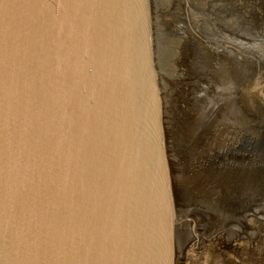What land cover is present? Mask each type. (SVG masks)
I'll use <instances>...</instances> for the list:
<instances>
[{"label": "water", "instance_id": "1", "mask_svg": "<svg viewBox=\"0 0 264 264\" xmlns=\"http://www.w3.org/2000/svg\"><path fill=\"white\" fill-rule=\"evenodd\" d=\"M31 2L124 138L126 219L86 239L91 264H264V0Z\"/></svg>", "mask_w": 264, "mask_h": 264}, {"label": "clouds", "instance_id": "2", "mask_svg": "<svg viewBox=\"0 0 264 264\" xmlns=\"http://www.w3.org/2000/svg\"><path fill=\"white\" fill-rule=\"evenodd\" d=\"M34 7L0 0V264H91L86 239L126 219L124 138L95 122L91 58L43 48Z\"/></svg>", "mask_w": 264, "mask_h": 264}, {"label": "snow or ice", "instance_id": "3", "mask_svg": "<svg viewBox=\"0 0 264 264\" xmlns=\"http://www.w3.org/2000/svg\"><path fill=\"white\" fill-rule=\"evenodd\" d=\"M89 0H80V3H88Z\"/></svg>", "mask_w": 264, "mask_h": 264}]
</instances>
